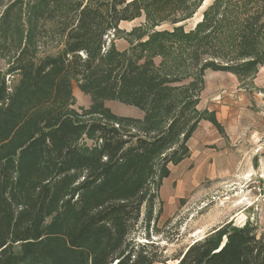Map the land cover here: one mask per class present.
<instances>
[{
    "label": "trees",
    "instance_id": "trees-1",
    "mask_svg": "<svg viewBox=\"0 0 264 264\" xmlns=\"http://www.w3.org/2000/svg\"><path fill=\"white\" fill-rule=\"evenodd\" d=\"M202 1L0 0V264H165L135 233L144 207L151 240L155 188L167 163L186 155L201 76L210 68L251 80L264 64V0H213L187 32H146L190 18ZM141 15L143 25L125 35L137 42L118 52V24ZM41 40L62 48L38 58ZM155 56H162L157 67ZM14 74L10 88L6 76ZM186 77H193L188 87L167 84ZM72 78L94 106L119 99L145 119L100 107L101 118L83 125L68 109ZM207 120L222 132L213 112ZM83 135L98 144L81 145ZM172 259L264 264V232L249 222L218 228Z\"/></svg>",
    "mask_w": 264,
    "mask_h": 264
},
{
    "label": "rangeland",
    "instance_id": "rangeland-1",
    "mask_svg": "<svg viewBox=\"0 0 264 264\" xmlns=\"http://www.w3.org/2000/svg\"><path fill=\"white\" fill-rule=\"evenodd\" d=\"M212 1L203 0L199 8L188 19L176 22L173 25L162 21L152 28L146 26V32L171 31L175 26H181L183 31L187 32L201 20L203 12ZM143 22L144 16L141 15L130 21H121L118 24L121 33L113 39L114 48L118 52H129L131 45L136 43L137 39H134L133 36L128 39L125 35L130 33L134 27L143 25ZM147 33L138 40L145 41L148 37ZM38 47L37 57L40 58L61 49L62 41L41 40ZM161 59L162 56L153 57L154 66L157 67L161 63ZM0 67L5 68L4 61H0ZM231 75L234 74L228 71L207 68L201 76V89L196 93L197 102L193 106L197 114L188 113L189 117L194 116L197 121L190 137L184 141L187 148L186 155L178 163L168 162V175L160 180V185L157 188L154 187L156 190L153 210L155 219L153 218L148 231L151 240H147L144 236V207L141 210L139 225L135 233L136 240L141 244L145 242L153 243V251L159 255L162 261L165 260V264L173 263L172 258L182 252L187 245L198 238L209 235L218 228L228 226L229 229H234L241 227L245 222H249L253 225L257 234L264 232V174L252 171H246L241 175L239 173L229 174L223 172L225 159L222 157V141H225L226 146L231 148L236 159L238 172L243 168L255 170L258 161L252 156L253 148L249 147L247 149L249 154H252L251 156L246 153L241 154L240 150V144L248 147L252 146L251 143L254 141L244 140V143L238 140H229L225 137L222 138L220 136L221 131L219 132L218 129L217 131V127H213L212 122L207 120L209 112H213L214 116L217 113L220 114V103L227 96V93L234 94L236 92L234 86L229 88L230 85L226 84ZM18 77L16 74L7 75L6 84L11 88ZM236 79L240 83L238 86L245 89L248 88L246 85H250L252 80H239L237 77ZM192 80L193 77H186L167 84L175 87H188ZM70 87L72 104L69 105L68 109L77 113L83 125L101 118L98 113H94L100 107L107 109L111 115L116 117H127L138 121H143L146 117L145 111L137 105L128 104L115 98H102L100 100L101 106H94L95 101H93L90 93H85L82 90L78 79L72 78ZM190 91H193L192 87ZM252 110L254 109L249 107L246 112L248 115L244 117L246 121H251ZM175 115L176 112L173 113L172 117ZM170 118L166 120L165 128L171 122ZM185 119H183V122H185ZM189 126L190 123H187L186 128ZM133 130L137 131L136 129ZM206 132L211 134L207 141L203 139ZM182 136L183 134H179L178 138L181 139ZM79 143L85 147H93L98 144L94 137L85 135L79 139ZM176 146L177 144L173 145L167 152ZM232 171H235V166ZM224 238L225 236L223 240ZM153 264L164 263L153 262Z\"/></svg>",
    "mask_w": 264,
    "mask_h": 264
},
{
    "label": "crops",
    "instance_id": "crops-1",
    "mask_svg": "<svg viewBox=\"0 0 264 264\" xmlns=\"http://www.w3.org/2000/svg\"><path fill=\"white\" fill-rule=\"evenodd\" d=\"M226 84L230 85L229 88L234 86L236 92L234 94L227 93V96L221 100L220 114L217 113V115L214 116L216 122L222 129L220 136L222 138H228L229 140H238L239 142H244V140L249 142L250 140L254 141L251 143L252 146L248 147H244L243 144H240V150L241 154L246 153L250 155L247 149L252 147L254 152L253 155H251L258 163L255 170L243 168V170L238 172L236 159L231 148L226 146L227 144L225 141H222V157L225 159L223 172L229 174L239 173L241 175L246 171H252L264 174V65L259 68L250 81V85H246L248 88L245 89L238 86L240 83L234 75L230 76ZM249 107L254 109L252 110L253 116L251 121H246L244 117L248 116L246 112L249 110ZM211 125L213 124L211 123ZM213 127L215 126L213 125ZM210 135V132H206L203 139L207 141ZM234 166L235 171L233 172L232 168Z\"/></svg>",
    "mask_w": 264,
    "mask_h": 264
}]
</instances>
